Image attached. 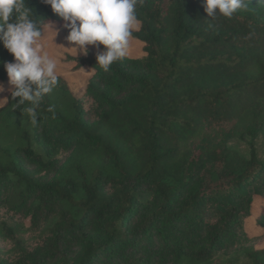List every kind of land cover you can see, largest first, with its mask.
Here are the masks:
<instances>
[{
    "label": "trees",
    "instance_id": "obj_1",
    "mask_svg": "<svg viewBox=\"0 0 264 264\" xmlns=\"http://www.w3.org/2000/svg\"><path fill=\"white\" fill-rule=\"evenodd\" d=\"M246 3L231 18H211L203 0L138 2L131 37L143 57L125 56L108 71L93 50L67 58L75 71H92L91 111L61 76L35 126L8 95L0 200L43 227V240L30 251L3 224L20 254L0 264H239L242 255L264 264V248L253 245L264 237V208L255 222L262 232L246 229L255 197L264 198L256 148L246 158L226 144L195 145L226 126L264 134V0ZM27 5L43 35L54 24L68 36L50 5ZM7 62L14 57L0 43L1 83ZM59 152L70 156L63 162Z\"/></svg>",
    "mask_w": 264,
    "mask_h": 264
},
{
    "label": "clouds",
    "instance_id": "obj_2",
    "mask_svg": "<svg viewBox=\"0 0 264 264\" xmlns=\"http://www.w3.org/2000/svg\"><path fill=\"white\" fill-rule=\"evenodd\" d=\"M69 29L66 40L78 54L87 55L88 45L99 49L96 61L104 71L125 57L132 30L138 22L136 5L142 0H43ZM208 17L231 18L247 7L246 0H203ZM218 10V12L216 11ZM14 22H10L13 20ZM42 29L32 19L27 0H0V43L13 55L14 62L3 63L11 97L19 98L16 108L27 113L32 125L38 122L37 109L45 94L53 91L58 81L56 61L43 52L39 42ZM43 53V54H42ZM34 86V87H33ZM0 91L3 88L0 87ZM27 104V106H26ZM52 111V108H49Z\"/></svg>",
    "mask_w": 264,
    "mask_h": 264
},
{
    "label": "rangeland",
    "instance_id": "obj_3",
    "mask_svg": "<svg viewBox=\"0 0 264 264\" xmlns=\"http://www.w3.org/2000/svg\"><path fill=\"white\" fill-rule=\"evenodd\" d=\"M140 29V24L137 23L133 28V32H137ZM43 45V52L46 53L49 58L56 61L55 74L61 76L69 85L73 94L81 98L84 103V108L86 111H91L93 107V101L85 96V89L88 84L90 77L92 76V71L84 68L81 71H75L73 64L67 62V58L70 56H77L78 52L76 49L71 48L73 45L69 44L66 40V36L63 35L58 28L54 25H48L45 28V32L41 40L39 41ZM88 50H93L97 54L100 51L97 47L88 45ZM43 54V53H42ZM145 55L144 44L130 37L129 47L127 49L126 55L131 58H140ZM0 87L3 91H0V106L5 105L7 102L8 95L13 90L10 85L9 80L6 83L0 82ZM244 126H237L232 129L230 126H226L222 129H214L205 133L201 138L195 141V145L198 148L202 146H224L225 144L239 152L242 156L249 158L251 155L252 147L254 146L257 150L258 156L262 162H264V134L258 136L257 139H253L251 136H241L243 133ZM32 147L43 155H47L46 152L35 142H32ZM70 153L59 152L55 158L59 160L68 159ZM5 198V197H4ZM264 208V198L255 197V202L253 205V216L248 220L246 229L250 234L261 233L262 230L256 226V219L260 215L262 209ZM3 224L7 228H13L15 230V236L22 242V247L32 250L37 245L42 243L43 235L42 230L32 227L31 220L26 219L13 211L10 210L8 206L3 204L0 200V229L1 231ZM257 249L264 248V237L256 239L254 244ZM20 254V251L16 244V239L7 238L0 234V256L9 262H15ZM239 264H252L251 261L242 255V259Z\"/></svg>",
    "mask_w": 264,
    "mask_h": 264
}]
</instances>
